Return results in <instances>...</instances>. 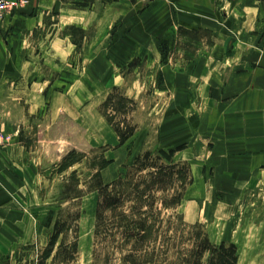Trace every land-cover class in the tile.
I'll list each match as a JSON object with an SVG mask.
<instances>
[{"label":"rangeland","instance_id":"rangeland-1","mask_svg":"<svg viewBox=\"0 0 264 264\" xmlns=\"http://www.w3.org/2000/svg\"><path fill=\"white\" fill-rule=\"evenodd\" d=\"M115 1L21 0L0 19V264H219L205 239L264 264V159L223 174L212 154L264 28Z\"/></svg>","mask_w":264,"mask_h":264},{"label":"crops","instance_id":"crops-1","mask_svg":"<svg viewBox=\"0 0 264 264\" xmlns=\"http://www.w3.org/2000/svg\"><path fill=\"white\" fill-rule=\"evenodd\" d=\"M168 1L176 6L173 8L178 7L181 13L193 15L190 26L209 29L214 34L218 31L225 33L239 31L240 26L249 31L256 30L258 27L264 28V0H228L231 6L225 8L221 6V0ZM238 1L244 4L238 6ZM115 4L120 9H123V6H135L133 0H116ZM89 12L87 10L84 13ZM106 12L107 10L101 11V15ZM235 13H241L240 22L244 23L237 28V21L233 15ZM116 14L118 19L123 13L119 11ZM78 20L86 24L81 16ZM249 35L253 36V41L250 42L247 39V46L256 47L252 49V52H248L247 58L243 57V60L245 58L243 69L229 75L227 91L231 92L232 96L226 99L227 118L219 117L218 124L221 128L217 138L215 137V142L212 141L214 142L212 154L217 163L215 166L223 174L229 173V169L235 166L238 169L254 170L257 164L254 165L252 159L255 161L258 158L260 161L264 159V38L257 37L255 32H249ZM256 48L260 51L259 55H254ZM230 114L231 116L228 117ZM213 118L216 123V117L213 116ZM260 168H263L262 164Z\"/></svg>","mask_w":264,"mask_h":264},{"label":"trees","instance_id":"trees-1","mask_svg":"<svg viewBox=\"0 0 264 264\" xmlns=\"http://www.w3.org/2000/svg\"><path fill=\"white\" fill-rule=\"evenodd\" d=\"M55 235H56V233H55ZM53 239H56V238L53 237ZM53 241L55 243V240H52V243H53ZM204 246H206V248H207V246H208V248H210V251L213 254V256L218 255V260H220L219 264H233L231 259L227 260V255H229V254L233 255L234 249L236 248V247L234 248V245L222 244L220 246L212 247L209 245L208 241L205 239ZM203 249H205V247ZM212 261L213 260L211 259L210 264H213ZM234 261H236V260L234 259Z\"/></svg>","mask_w":264,"mask_h":264},{"label":"built area","instance_id":"built-area-1","mask_svg":"<svg viewBox=\"0 0 264 264\" xmlns=\"http://www.w3.org/2000/svg\"><path fill=\"white\" fill-rule=\"evenodd\" d=\"M21 0H0V19L10 15Z\"/></svg>","mask_w":264,"mask_h":264}]
</instances>
